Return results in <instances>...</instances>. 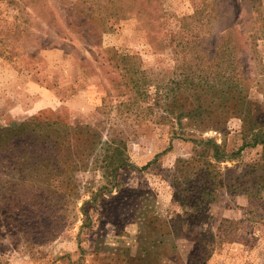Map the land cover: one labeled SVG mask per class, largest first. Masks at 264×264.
<instances>
[{
    "label": "rangeland",
    "instance_id": "rangeland-1",
    "mask_svg": "<svg viewBox=\"0 0 264 264\" xmlns=\"http://www.w3.org/2000/svg\"><path fill=\"white\" fill-rule=\"evenodd\" d=\"M91 8L0 0V132L37 116L27 132L40 139L0 147V264H264L263 146L250 145L264 133L250 121L264 119V0H149L94 20ZM244 34L255 45L227 53L243 56L237 71L255 108L225 116L208 95L214 117L180 115L196 102L174 101V81L234 75L211 64L223 40L232 47ZM114 51L139 57L154 80L147 95L126 86ZM68 122L101 138L84 141L85 129L70 144ZM110 137L130 158L115 172L104 160ZM208 139L235 155L209 165L195 155L213 153Z\"/></svg>",
    "mask_w": 264,
    "mask_h": 264
},
{
    "label": "trees",
    "instance_id": "trees-1",
    "mask_svg": "<svg viewBox=\"0 0 264 264\" xmlns=\"http://www.w3.org/2000/svg\"><path fill=\"white\" fill-rule=\"evenodd\" d=\"M147 1L149 0H82V3L87 2L92 6L91 10L93 12H97L94 16H90L92 20H94V18L108 19L112 16L125 17L130 13H139L140 11H143L145 9ZM229 41H231L230 37L226 38V40H223L219 44V47L216 52V62L212 63L211 66H215L219 62H226V68H228L227 71L229 72V74L233 73L234 75H230L228 77L222 75V79L220 82V79H216L215 77H212L211 80H208L207 77L199 76L200 78H196L192 74L184 73L181 79L174 81L175 86L169 89V91L173 93V98H175L174 101H177V97L178 95H180L186 96V100L188 103L196 102V104H194L196 105V107L191 108V110L187 112L188 114L182 111L180 115L190 116L194 114L195 116H198L208 113L207 117L209 119H211L212 116L214 117V115L217 114L218 108L213 107V109L210 110L209 105H204V100H207L208 95L210 97L208 98L210 103H216L218 106H222V109L220 111L225 113V116H230L233 114L241 115V109L245 104L253 106L255 108L254 102L249 99V87L244 81L246 74H244L243 70L241 72L237 71L238 66L243 63V56L233 57L232 54L227 53L229 50H231V48H237L239 46V43L241 42L244 45H248L250 43L255 45V37H253L250 41L248 40V37L245 36V34L243 35V37H241L240 35V39L237 40V42L232 47L230 46ZM254 45H252V47ZM113 54L116 59L122 62V68L127 75L126 86L138 94L142 93L143 91L142 94H144V96L147 95L146 88H148L154 82V80H152L149 76L146 75L147 71L141 67L139 57L136 54H120L118 53V51H114ZM197 79L202 81L203 84H198ZM112 81H114V79ZM127 104H131L130 100H128ZM36 118L38 117L34 116L26 121H23L19 126L16 127V130L11 129L5 131L4 133L0 132V147L4 145L16 144L17 141L23 142V140L29 138L33 134L34 129L37 130V128H33L30 134L27 132V130H29L28 126L35 125L34 121ZM250 121L264 124V119L260 122L258 119L255 120L253 115H251ZM57 123L59 122H53V124ZM66 125V128L69 130V133L67 134L65 140L70 144L74 143V141L76 143H79V141L83 138L80 132L85 129H87L86 134L88 135H86L84 141H94L93 143H95L96 141L98 142L101 138V132L96 130V128L92 130L89 124H71L68 122V124ZM214 125L216 126V124ZM32 138L36 141L40 140L39 138H35L33 135ZM96 138L97 140L95 141ZM252 138L253 142L250 145L261 144L263 146L262 157L264 159V133L257 132L252 135ZM43 142L47 144L45 146L47 151H49V149H51L53 146L55 147L57 144L53 136H47V140H43ZM205 143L211 144L210 148H212L213 153H209L205 150L202 154L195 153V155L205 157L206 162L209 165H212V162H209V159H224L227 158L229 155L234 156L236 153H227V151L221 146V144H218L212 139L206 140ZM38 144L42 146L41 142H38ZM106 145L107 148L105 149V151H112V155L107 154L104 158L107 163L106 168L110 167L112 171L115 172L116 170L123 168V166L128 164L130 158L126 152V143L124 142V140H119L116 137H110L106 141ZM66 155L67 153L64 152V157H67ZM189 162V160H182V165L188 166ZM176 169L179 170V167H177ZM227 169L228 171L231 170V172L234 171V169L231 167ZM216 175L222 176V173L217 170ZM211 176L215 177V174H213V172L210 170L205 176H203V180L209 179ZM200 179L202 178L199 177V180ZM206 182L207 181H205L204 183ZM172 183H175V181H173ZM184 183L185 185H187V180ZM213 189L214 187H212L211 190L209 189L207 191H204L207 194H211L214 191ZM188 195H190V193H188ZM179 196H181V194H179ZM185 200L186 195L185 199L182 197L181 203L183 204L184 202H186ZM192 207H195V205L192 204ZM178 219L179 216L176 217V220ZM169 226L171 228L173 226V223H171Z\"/></svg>",
    "mask_w": 264,
    "mask_h": 264
}]
</instances>
